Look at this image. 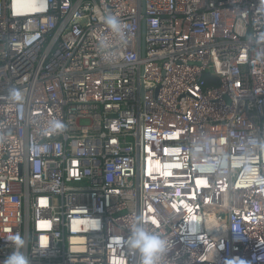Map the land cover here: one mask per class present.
Listing matches in <instances>:
<instances>
[{"label":"built area","instance_id":"2783aa9c","mask_svg":"<svg viewBox=\"0 0 264 264\" xmlns=\"http://www.w3.org/2000/svg\"><path fill=\"white\" fill-rule=\"evenodd\" d=\"M141 5L0 0V264H264V0Z\"/></svg>","mask_w":264,"mask_h":264},{"label":"clouds","instance_id":"9594fccd","mask_svg":"<svg viewBox=\"0 0 264 264\" xmlns=\"http://www.w3.org/2000/svg\"><path fill=\"white\" fill-rule=\"evenodd\" d=\"M108 24L113 28H117L119 22L114 17L108 18ZM13 95L19 98L15 91ZM63 127L59 122H53L50 131H56ZM15 250L4 260L3 264H30L27 256L21 249L24 246V240L16 234L13 238ZM127 246L130 250L139 254L141 264H157L159 256L164 251L165 243L159 234L147 231L142 225L135 224L130 230V235L127 240Z\"/></svg>","mask_w":264,"mask_h":264},{"label":"trees","instance_id":"16d2710c","mask_svg":"<svg viewBox=\"0 0 264 264\" xmlns=\"http://www.w3.org/2000/svg\"><path fill=\"white\" fill-rule=\"evenodd\" d=\"M205 80L207 85H211V84L216 85L218 83V81L214 78H206Z\"/></svg>","mask_w":264,"mask_h":264},{"label":"water","instance_id":"95a60500","mask_svg":"<svg viewBox=\"0 0 264 264\" xmlns=\"http://www.w3.org/2000/svg\"><path fill=\"white\" fill-rule=\"evenodd\" d=\"M141 11L142 13H144V0H142ZM142 32H143V26H142ZM263 111H264V105H263Z\"/></svg>","mask_w":264,"mask_h":264}]
</instances>
